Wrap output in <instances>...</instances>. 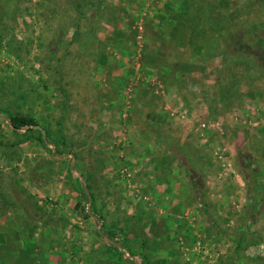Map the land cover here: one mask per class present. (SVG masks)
Instances as JSON below:
<instances>
[{"label": "rangeland", "instance_id": "rangeland-1", "mask_svg": "<svg viewBox=\"0 0 264 264\" xmlns=\"http://www.w3.org/2000/svg\"><path fill=\"white\" fill-rule=\"evenodd\" d=\"M0 264H264V0H0Z\"/></svg>", "mask_w": 264, "mask_h": 264}, {"label": "trees", "instance_id": "trees-1", "mask_svg": "<svg viewBox=\"0 0 264 264\" xmlns=\"http://www.w3.org/2000/svg\"><path fill=\"white\" fill-rule=\"evenodd\" d=\"M254 37H256L257 36V33H253L252 34ZM244 39V40H243ZM242 39V42L243 43H245V40H247L248 39V37H247V39H245V38H243ZM259 41L260 40H257L256 41V43H259ZM261 42V41H260ZM256 43H253L252 42V44H256ZM247 45H248V43H246ZM8 124H9V126H10V128L15 132V133H18V132H20V131H23V130H25V129H28V128H36L38 125H37V123L33 120V119H31V118H27V117H25V116H22V115H20V114H18V115H15V116H11V118L9 119V121H8ZM30 131H32V130H30ZM88 216V215H87ZM114 234H112V236H113Z\"/></svg>", "mask_w": 264, "mask_h": 264}]
</instances>
